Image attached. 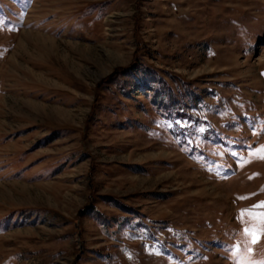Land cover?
Wrapping results in <instances>:
<instances>
[{"label":"rangeland","instance_id":"obj_1","mask_svg":"<svg viewBox=\"0 0 264 264\" xmlns=\"http://www.w3.org/2000/svg\"><path fill=\"white\" fill-rule=\"evenodd\" d=\"M0 264H264V0H0Z\"/></svg>","mask_w":264,"mask_h":264},{"label":"snow or ice","instance_id":"obj_2","mask_svg":"<svg viewBox=\"0 0 264 264\" xmlns=\"http://www.w3.org/2000/svg\"><path fill=\"white\" fill-rule=\"evenodd\" d=\"M253 242H255V240Z\"/></svg>","mask_w":264,"mask_h":264}]
</instances>
